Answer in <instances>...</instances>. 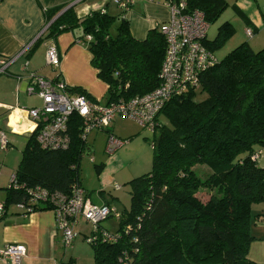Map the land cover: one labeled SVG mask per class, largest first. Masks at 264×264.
<instances>
[{
  "label": "trees",
  "instance_id": "16d2710c",
  "mask_svg": "<svg viewBox=\"0 0 264 264\" xmlns=\"http://www.w3.org/2000/svg\"><path fill=\"white\" fill-rule=\"evenodd\" d=\"M111 3L80 18L72 6L53 20V12L46 18L51 21L47 36L56 37L73 26L82 29L80 40L91 53L90 64L107 85L106 104L157 87L166 47L158 27L141 40L134 38L125 12L115 4L111 10ZM186 5L187 10H200L209 25L228 2L186 0ZM117 20L112 36L110 28ZM233 30L229 21L223 22L213 39H205L206 48L214 52ZM199 82L197 89L206 98L196 102L197 89L189 90L170 98L157 114L151 169L126 183L129 205L119 212L116 229L111 232L98 224L101 231L118 234V239L97 237L89 242L95 264H121L125 258L129 264H264L248 258L252 206L264 201V167L252 159L259 152L255 147H264V48L255 51L246 42L236 46ZM67 91L90 99L79 87ZM67 125L66 149L42 148L36 139L38 129L27 135L12 173L14 181L2 188L0 219L9 207L23 216L43 209L54 212L53 195L69 198L73 187L82 188L79 164L88 149L81 135L82 119L72 113ZM195 164L208 166L205 179L195 173ZM201 186L216 189L206 202L196 196ZM37 190L46 193L44 199L32 196Z\"/></svg>",
  "mask_w": 264,
  "mask_h": 264
},
{
  "label": "crops",
  "instance_id": "0c3cea01",
  "mask_svg": "<svg viewBox=\"0 0 264 264\" xmlns=\"http://www.w3.org/2000/svg\"><path fill=\"white\" fill-rule=\"evenodd\" d=\"M167 1L133 0L125 12V18L134 38L143 39L148 30L169 19ZM226 1L252 33L253 29L257 31L259 27L264 26L262 7L264 1L259 3L257 0ZM106 2V0H0V56L5 58L15 56L24 45L31 43L28 51L8 66L6 73H0V129L4 131V128H7L12 134L26 136L32 131L33 124L26 112V109L35 107L28 104L31 96L26 90L29 72L49 79L58 78L71 88L79 87L90 99L99 104V99L107 92V85L97 77V70L90 64L91 53L86 43L80 40L82 29L73 26L56 37L47 36V27L51 21L47 22L46 18L53 12L55 13L51 18L53 20L70 6L80 18L90 11L103 9ZM35 42L37 45L41 44L33 48ZM51 44L55 45L59 54L60 62L57 68H52L45 62V50ZM248 45L252 48L250 42ZM109 130L118 137L127 140L131 138L128 132L116 130V119ZM105 133L107 135L106 131ZM8 142L12 146L11 142ZM122 147L116 152L115 157L122 154L119 153ZM130 150L129 145L123 154H131ZM258 150L260 153L256 164L261 160L262 165L258 166L264 167V147L255 151ZM86 196L91 201L88 193ZM101 199L99 204L114 206L111 200L104 197ZM3 200L4 193L0 196V202ZM252 216L250 233L253 240L249 245L248 258L256 263H264V201L252 206ZM104 227L109 229L107 226ZM83 242L76 237L70 245H64L62 231L58 228L51 209L36 210L23 216L16 207H9L0 219V249L6 243L24 245L25 255L20 264H95L92 248ZM0 264L6 263L0 260Z\"/></svg>",
  "mask_w": 264,
  "mask_h": 264
},
{
  "label": "built area",
  "instance_id": "2783aa9c",
  "mask_svg": "<svg viewBox=\"0 0 264 264\" xmlns=\"http://www.w3.org/2000/svg\"><path fill=\"white\" fill-rule=\"evenodd\" d=\"M106 1L112 2L124 12L133 2V0ZM166 5L170 11L169 19L157 26L166 41L158 75L159 83L148 93L126 99L119 98L109 104L99 105L85 95L69 94L68 86L62 80L49 79L35 72H29L27 93L36 95L42 105L28 108L26 112L33 124L32 131L38 129L36 139L42 148L66 149L70 143L68 119L72 113H77L82 119V138L85 140L86 135L93 129L106 131L105 151L111 155L127 142L126 138L118 137L109 131L115 118L133 120L153 134L158 123L155 120L156 116L166 102L172 97L199 87L201 75L217 63L213 52L204 44L209 25L200 10H187L186 0H168ZM247 33L251 35V29L247 28ZM85 39L89 40L90 36L86 35ZM30 46L31 43L24 45L15 56L6 58L0 56V73H6L8 66L19 56L24 55ZM45 62L52 68L59 66L60 58L54 44L46 48ZM8 143L5 132L0 129V150H7ZM150 147H153L152 141ZM259 153L253 154L252 159H257ZM13 181L14 174H11L9 183ZM45 195L43 190H37L32 196L44 199ZM50 199L65 246L70 245L77 236L74 227L78 217L84 218L92 225L85 237L87 243L95 241L97 237L109 242L118 239V234L101 231L98 227V224L109 216L113 215L116 218L119 216L114 206L93 204L84 190L76 186L73 187L69 198L55 194ZM16 206L23 208L22 204ZM3 212V202H0V216ZM124 230L128 231L127 228ZM24 255L25 247L22 244L6 243L0 249V260L5 261L6 264H20ZM121 264L129 263L125 258Z\"/></svg>",
  "mask_w": 264,
  "mask_h": 264
},
{
  "label": "rangeland",
  "instance_id": "374dc122",
  "mask_svg": "<svg viewBox=\"0 0 264 264\" xmlns=\"http://www.w3.org/2000/svg\"><path fill=\"white\" fill-rule=\"evenodd\" d=\"M242 1V0H241ZM264 0H257L262 2ZM114 4L111 3V10H114ZM264 7V6H262ZM113 12V11H112ZM225 21H229L233 25V32L227 37L222 45L217 48L213 53L217 60H221L228 52L242 43H251L252 49L257 51L264 48V26L259 27L258 30L253 29L250 35L247 33L245 22L236 13V11L228 5L219 17L209 24L206 39L211 40L214 38L217 28ZM118 20L113 23L110 28V34L113 36L116 32ZM41 44V43H40ZM38 44L37 46H39ZM107 98V93L99 99V104L103 105ZM206 98V93L199 91L195 92L194 101L198 102ZM28 104L35 107L42 105L41 100L36 95H31ZM160 122L166 123L164 117H160ZM116 130L121 132H128L131 138L127 140L126 145L120 149L119 156L115 157L116 150L113 154L109 155L105 151L106 133L103 130H91L86 135L85 147L91 149L87 154L85 151L80 159L79 166V179L85 192L88 193L93 204L100 206L101 197L111 200L118 212L127 208L129 205V186L126 184L133 178L139 177L147 173L151 169L152 150L150 142L153 138L152 132L142 128L133 120L117 117ZM5 135L12 146L2 151L0 150V196L4 193L2 188H6L9 184L10 176L16 170L18 162L21 157V151L26 142V135H16L10 133L7 128H4ZM127 139V138H126ZM130 145L131 154H123V151ZM260 147H255L258 149ZM259 151V150H258ZM115 157L111 159L110 157ZM141 156H143L141 158ZM111 159V160H110ZM143 159V160H142ZM110 160V161H109ZM109 162V163H107ZM103 163V165L101 164ZM140 167H136V166ZM257 165H262L261 160L257 161ZM195 173L201 178L205 179L210 173L206 164H195L192 166ZM216 191L215 188H206L201 186L196 196L202 202H206L211 193ZM102 225L107 226L109 231H114L118 225V220L115 216L111 215L101 222ZM91 223L87 222L84 218L78 217L77 224L74 227L77 232V240L82 239L89 247V243L84 239L83 235L88 234L91 230ZM83 242V243H84Z\"/></svg>",
  "mask_w": 264,
  "mask_h": 264
},
{
  "label": "water",
  "instance_id": "95a60500",
  "mask_svg": "<svg viewBox=\"0 0 264 264\" xmlns=\"http://www.w3.org/2000/svg\"><path fill=\"white\" fill-rule=\"evenodd\" d=\"M87 154L89 153V148L86 150Z\"/></svg>",
  "mask_w": 264,
  "mask_h": 264
}]
</instances>
